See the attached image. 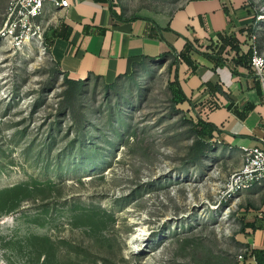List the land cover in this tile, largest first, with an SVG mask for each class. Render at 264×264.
Returning a JSON list of instances; mask_svg holds the SVG:
<instances>
[{
  "label": "rangeland",
  "instance_id": "rangeland-1",
  "mask_svg": "<svg viewBox=\"0 0 264 264\" xmlns=\"http://www.w3.org/2000/svg\"><path fill=\"white\" fill-rule=\"evenodd\" d=\"M249 2L264 41V0ZM7 3L0 0V264L242 263L252 196L227 190L242 153L181 103L176 58L113 85L88 79L71 101L45 30L9 37ZM197 141L212 150L195 159Z\"/></svg>",
  "mask_w": 264,
  "mask_h": 264
},
{
  "label": "crops",
  "instance_id": "crops-1",
  "mask_svg": "<svg viewBox=\"0 0 264 264\" xmlns=\"http://www.w3.org/2000/svg\"><path fill=\"white\" fill-rule=\"evenodd\" d=\"M68 1L43 15L48 56L68 79L112 85L180 56V99L210 136L237 151L264 138V81L249 67L250 0ZM246 192L240 264H264V185Z\"/></svg>",
  "mask_w": 264,
  "mask_h": 264
},
{
  "label": "built area",
  "instance_id": "built-area-1",
  "mask_svg": "<svg viewBox=\"0 0 264 264\" xmlns=\"http://www.w3.org/2000/svg\"><path fill=\"white\" fill-rule=\"evenodd\" d=\"M67 9L68 0H8L6 8V28L9 37L19 40L22 35L40 34L43 31L45 10ZM258 29L250 35L249 67L254 76L264 81V50L259 46ZM242 165L229 177L227 190L241 193L264 185V138L251 147H241ZM242 260V257H239Z\"/></svg>",
  "mask_w": 264,
  "mask_h": 264
},
{
  "label": "trees",
  "instance_id": "trees-1",
  "mask_svg": "<svg viewBox=\"0 0 264 264\" xmlns=\"http://www.w3.org/2000/svg\"><path fill=\"white\" fill-rule=\"evenodd\" d=\"M254 24V21H253ZM253 32V29H251V33ZM180 56L176 58V61L174 63V67L173 69L175 70V80L174 82L176 83V87H177V92L180 96V89H179V83L177 80V67L179 65V59ZM132 77L134 76L133 74L131 75ZM64 81L68 86V91H67V97H69L68 99L71 101H74L76 99V97L78 96V94L80 93L81 89H82V85L84 81H75V80H71L68 79L65 75H64ZM113 85V84H112ZM69 95V96H68ZM186 102V99L183 98L181 99V103ZM197 122L199 123V121L197 120ZM194 150H195V159H198V155H205L207 152L212 150V147L202 141H197L194 143Z\"/></svg>",
  "mask_w": 264,
  "mask_h": 264
}]
</instances>
